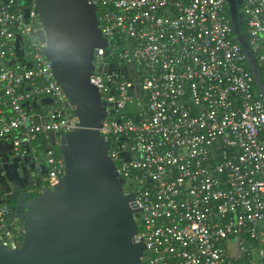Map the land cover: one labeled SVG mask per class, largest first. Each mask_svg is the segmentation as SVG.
I'll return each mask as SVG.
<instances>
[{
    "label": "built area",
    "instance_id": "2783aa9c",
    "mask_svg": "<svg viewBox=\"0 0 264 264\" xmlns=\"http://www.w3.org/2000/svg\"><path fill=\"white\" fill-rule=\"evenodd\" d=\"M227 1L91 0L108 44L90 83L106 104L107 154L140 208L141 264H264V94ZM238 14L264 87V0H240ZM42 30L35 0H0V142L31 158L45 189L64 170L49 134L77 120L32 37ZM20 243L0 225V245Z\"/></svg>",
    "mask_w": 264,
    "mask_h": 264
},
{
    "label": "water",
    "instance_id": "95a60500",
    "mask_svg": "<svg viewBox=\"0 0 264 264\" xmlns=\"http://www.w3.org/2000/svg\"><path fill=\"white\" fill-rule=\"evenodd\" d=\"M35 3L43 30L32 37L45 44L44 56L77 127L60 136L49 134L52 152L64 164L63 175L52 188L37 190L40 183L34 181L31 158L17 156L4 143L0 225L18 231L21 243L16 249L0 245V264H141L145 247L136 241L140 208L134 196L124 192V180L107 154L108 144L100 134L106 104L90 83L94 51L108 44L96 6L91 0ZM239 4L240 0L227 1L235 41L242 47L256 88L264 94L247 37L240 35ZM31 104L40 111L36 102Z\"/></svg>",
    "mask_w": 264,
    "mask_h": 264
},
{
    "label": "flooded vegetation",
    "instance_id": "af4514ba",
    "mask_svg": "<svg viewBox=\"0 0 264 264\" xmlns=\"http://www.w3.org/2000/svg\"><path fill=\"white\" fill-rule=\"evenodd\" d=\"M7 148V147H6ZM39 160H40V162H42L43 161V158H42V154L40 153V155H39ZM28 166V165H27ZM37 179H39V183H40V186H39V188L37 189V190H40V189H43V186H44V184H43V182H42V177L40 176V175H38L37 173H36V167H35V170H34V181H36ZM29 182H30V180H29ZM33 182V181H32ZM31 183V182H30ZM34 184H35V182H33ZM19 240V239H18Z\"/></svg>",
    "mask_w": 264,
    "mask_h": 264
},
{
    "label": "crops",
    "instance_id": "0c3cea01",
    "mask_svg": "<svg viewBox=\"0 0 264 264\" xmlns=\"http://www.w3.org/2000/svg\"><path fill=\"white\" fill-rule=\"evenodd\" d=\"M6 150V146L4 143H0V155Z\"/></svg>",
    "mask_w": 264,
    "mask_h": 264
},
{
    "label": "trees",
    "instance_id": "16d2710c",
    "mask_svg": "<svg viewBox=\"0 0 264 264\" xmlns=\"http://www.w3.org/2000/svg\"><path fill=\"white\" fill-rule=\"evenodd\" d=\"M39 139L42 140L43 138H39ZM39 139H38V140H39ZM42 141H43V140H42ZM42 141H40V142H42ZM38 142H39V141H38ZM43 143H44V142H43ZM43 145H44V144H43Z\"/></svg>",
    "mask_w": 264,
    "mask_h": 264
}]
</instances>
